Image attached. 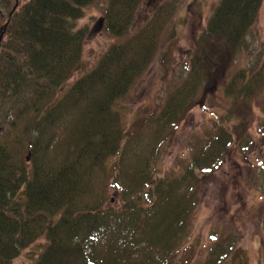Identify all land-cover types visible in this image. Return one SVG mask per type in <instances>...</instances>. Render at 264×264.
I'll use <instances>...</instances> for the list:
<instances>
[{
    "label": "trees",
    "instance_id": "trees-1",
    "mask_svg": "<svg viewBox=\"0 0 264 264\" xmlns=\"http://www.w3.org/2000/svg\"><path fill=\"white\" fill-rule=\"evenodd\" d=\"M95 1L29 0L19 9L17 0H0L8 10L0 25V264H14L42 237L44 249L25 264H191L195 246L185 237L199 180L235 145L252 143L260 76L225 75L263 0H221L194 41L188 79L160 113L128 128L118 107L154 62L172 7H159L63 93L86 70L89 29L79 22ZM142 1L110 0L106 30L127 35ZM196 109L217 118L212 137L181 177L162 176V146ZM111 187L122 201L115 207ZM218 247L203 264L222 263L227 249Z\"/></svg>",
    "mask_w": 264,
    "mask_h": 264
},
{
    "label": "rangeland",
    "instance_id": "rangeland-1",
    "mask_svg": "<svg viewBox=\"0 0 264 264\" xmlns=\"http://www.w3.org/2000/svg\"><path fill=\"white\" fill-rule=\"evenodd\" d=\"M28 1L17 0V7L20 9ZM109 2L96 0L86 8L79 22V28L89 29L83 45L86 70L75 73L63 86V93L83 74L94 69L114 44L128 40L145 26L159 7L166 4L172 7L154 62L118 107L128 128L151 113H160L169 96L188 79L194 41L221 0H143L133 26L122 38L113 36L105 28V10ZM192 2L200 5L199 13L189 11ZM7 14V8L1 7L0 25L7 21ZM244 69L260 76L254 104L255 122L249 133L252 143L243 141L235 145L217 171L199 180L197 203L185 237L190 239L188 244L195 246L191 264L206 262L211 251L219 249L218 244L227 249L221 264H264V0L247 36L246 47L236 55L225 79ZM203 89L199 94L202 95ZM216 120L201 109L190 112L179 130L162 146L156 163L158 172L162 176L181 177L194 154L212 137ZM246 145L249 148H245ZM116 160L109 161L111 172ZM108 200L111 207L122 203L112 187L108 190ZM45 243L42 237L25 249L14 264L36 261Z\"/></svg>",
    "mask_w": 264,
    "mask_h": 264
}]
</instances>
